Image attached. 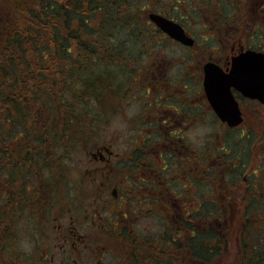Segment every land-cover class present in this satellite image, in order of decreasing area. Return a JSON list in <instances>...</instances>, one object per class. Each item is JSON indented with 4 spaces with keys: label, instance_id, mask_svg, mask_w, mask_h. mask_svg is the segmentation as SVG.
<instances>
[{
    "label": "flooded vegetation",
    "instance_id": "af4514ba",
    "mask_svg": "<svg viewBox=\"0 0 264 264\" xmlns=\"http://www.w3.org/2000/svg\"><path fill=\"white\" fill-rule=\"evenodd\" d=\"M149 13L181 26L188 43L149 19L161 35L160 47L143 50L139 95L119 108L125 125L103 129L96 149L86 148L85 163L75 169L83 191L40 192L37 176L0 182V207L8 204L18 218L12 226L18 244L21 231L31 242L27 253L18 245L14 255L3 256L0 249V264H190L183 235L192 201L200 197L197 210L203 209L206 107L240 135L253 128L249 104L264 109L263 101L241 89L244 75L264 71V0H160L145 8ZM212 100L228 105L223 109L232 126L219 118ZM34 173L42 179L44 170ZM216 220L227 227V218Z\"/></svg>",
    "mask_w": 264,
    "mask_h": 264
},
{
    "label": "trees",
    "instance_id": "16d2710c",
    "mask_svg": "<svg viewBox=\"0 0 264 264\" xmlns=\"http://www.w3.org/2000/svg\"><path fill=\"white\" fill-rule=\"evenodd\" d=\"M137 1L15 0L17 7L11 6L8 16L0 15V18L5 17L0 22V105L6 107L2 114L8 113L7 118L0 121V182L7 184V177L29 178L32 182L33 176H37L41 180L38 191L63 192L56 174L52 173L63 160L55 157V151L62 148L70 155L77 143L87 145L89 133L69 134L67 144L59 145L57 130L52 133L46 128L50 120H44L42 114L54 110L61 115V108L55 104L64 103L66 109H70L71 102L78 98L87 104L93 102L103 112L104 127L94 133L111 127L112 109L120 116L118 104L129 98L116 97V88L112 86V73L124 67L119 58L128 59L135 54L139 37H144L150 46L161 37L145 21ZM127 9L130 11L126 12ZM8 88L12 89V95L6 93ZM13 111L19 118L11 116L9 112ZM61 120L65 122L66 115H62ZM224 147L229 150V156L239 162L229 168L232 177L237 178L246 170V155L235 150L232 140H225ZM45 153L51 158H46ZM76 168L73 166V172ZM39 169L44 170L42 179L40 174L34 173ZM72 186L83 191V184L76 178ZM248 186L254 188L252 184ZM262 189L257 194L244 189L243 212L236 217L243 222L238 230L242 264H264ZM259 193L262 199L258 198ZM248 194L252 197L246 200ZM26 208L23 206L21 211ZM0 210V226L9 225L8 231H0L1 254L14 255L18 241L17 231L12 226L18 218L13 215L15 209L11 211L8 204H3ZM214 211L209 219L219 218L224 222L226 218L215 214L218 208ZM191 229L189 227L183 235L188 238L191 258L203 257L208 262L227 250L226 233L221 237L210 228L193 234Z\"/></svg>",
    "mask_w": 264,
    "mask_h": 264
},
{
    "label": "rangeland",
    "instance_id": "374dc122",
    "mask_svg": "<svg viewBox=\"0 0 264 264\" xmlns=\"http://www.w3.org/2000/svg\"><path fill=\"white\" fill-rule=\"evenodd\" d=\"M159 3L160 0H138L137 8L140 12L142 11V13H144L145 8L147 11L149 7H153ZM128 5L132 4L129 3ZM11 6L17 7L15 0H0L1 17L3 15L8 16L10 14ZM243 10L244 13L248 12L246 7H244ZM128 11L130 10L127 9L126 12ZM3 18H0V22H3ZM143 18L145 21H148V17L146 15H143ZM9 21H11V19ZM262 31H264V29H262ZM260 35L261 32L259 31L257 36L259 37ZM160 38L157 37L153 46H150L144 37H139V46L135 48V54H133V56L128 59H123L122 57L119 58V63H121L124 67L112 73V86L113 88H116V97H123L125 95L130 97L134 96L135 94L139 95L137 87L141 84V81L139 80L138 76L141 73H144V70H141V68L145 64L143 62V49L160 47L156 46V43L161 41ZM165 45L166 44L163 43L161 46L165 47ZM123 69L126 71H123ZM6 93L8 95H12V89L8 88ZM105 99L106 96L103 100ZM0 101H2L1 98ZM106 102L107 100L105 101V104ZM92 103L93 102H91V104H87L82 99L76 98V100L71 102L70 109H66V104L64 103L55 104L61 108V115L55 113L54 110L42 114V118H44V120L45 118L50 120L49 125L46 128L50 129L52 133L54 129L57 130L60 138L59 145L67 144L68 138L70 139V136L68 137L69 134L81 135L82 133H89L88 139L86 141L87 145H84L83 143H77L74 147L75 151L73 148L70 155H67V150L62 148L56 149L55 157H61L63 160L57 163L55 166L56 170L52 171V173L54 172L58 178L59 184L61 186L60 191L73 192L71 191L72 185L74 184V173L72 170L73 166L81 165L82 162L85 161L84 152L86 148L95 150L97 145L100 144L105 138L102 133H94L97 131L96 129L101 130L104 127V124L102 123L103 112ZM133 105V100H129L128 106L130 111ZM118 108L122 109L123 104H118ZM5 109L6 107L0 105V121H3V119L7 118L8 113L2 114ZM249 109L253 117V128L250 132H248L249 134L246 133L245 135H240L227 131L221 125L219 120L215 119L208 107H206V173L204 198L202 200L203 209L200 211V213L197 210L199 200L198 198L200 197L194 199L190 204V215L186 216L185 219H188V228H192L191 232H193V234H195V231L197 230H202L205 232L216 225L218 229H221V233H226L228 248L222 253V255L215 256L208 262L204 260L205 264H242L243 262V258L241 256L242 248L240 246L241 244L238 237V230L240 229L241 222H239V219L236 217L242 212L243 209L241 204H243L244 189H246L251 194H257L258 190L264 187V109H262L260 105L253 102L249 104ZM9 113H11V116H17L15 111ZM111 114L113 115L111 116V128L125 125V123L121 121V117L117 115L116 110L113 111L112 109ZM62 115H66L65 122H62L61 120ZM93 116L94 118H92ZM62 130H64L63 133ZM61 133L62 135H60ZM78 138H80V136H78ZM225 139L232 140L235 150L237 152L242 151L247 158L246 170L243 171V173H241V175L237 178L232 177L230 170L223 167L224 163H219L222 161L232 164L239 163L234 156L224 155V150L222 148L224 146L223 143H225ZM46 158L51 157L46 154ZM47 170L49 171V169ZM47 170H45V176L48 175ZM248 183L252 184L254 188L249 189ZM131 184L134 185L133 180L131 181ZM262 192H264V188L262 189ZM247 196L246 200L252 197L250 194ZM258 198L262 199L261 193L258 194ZM216 208L220 209L219 212L215 213L218 217H228V222L226 225L227 227L222 228V225H220L221 223L218 220L209 219L211 218L212 210L214 211ZM23 235L26 236V234L21 231L19 241L23 239ZM179 240L180 238H177L178 244L181 245L182 243ZM188 256H192L191 249L188 251ZM190 264H192L191 258Z\"/></svg>",
    "mask_w": 264,
    "mask_h": 264
},
{
    "label": "water",
    "instance_id": "95a60500",
    "mask_svg": "<svg viewBox=\"0 0 264 264\" xmlns=\"http://www.w3.org/2000/svg\"><path fill=\"white\" fill-rule=\"evenodd\" d=\"M150 17L162 30L168 32L172 37L179 39L185 43L188 42L182 28L177 24H174L170 20H167L166 18L160 15L151 14ZM255 73L256 71H253L252 76H243L242 80L246 83V85L242 86L241 89L248 96L253 98H259L264 102V71H261V75L259 76H254ZM232 103L233 106H236V102L234 99ZM212 105L214 106L215 110L218 112L222 120L228 121L231 125L233 124L231 121L232 119L225 116V110L223 109V105L228 106L226 103L221 105L212 100ZM238 121L240 122L241 120Z\"/></svg>",
    "mask_w": 264,
    "mask_h": 264
},
{
    "label": "clouds",
    "instance_id": "9594fccd",
    "mask_svg": "<svg viewBox=\"0 0 264 264\" xmlns=\"http://www.w3.org/2000/svg\"><path fill=\"white\" fill-rule=\"evenodd\" d=\"M18 247H19L20 251H22V252H25V253L30 252V250H31V242L28 239H26V238L25 239H21L19 241Z\"/></svg>",
    "mask_w": 264,
    "mask_h": 264
}]
</instances>
